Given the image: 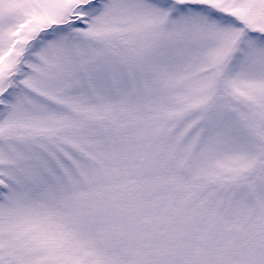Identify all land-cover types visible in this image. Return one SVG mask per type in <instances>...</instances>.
Wrapping results in <instances>:
<instances>
[{
    "label": "snow or ice",
    "instance_id": "6c2138e0",
    "mask_svg": "<svg viewBox=\"0 0 264 264\" xmlns=\"http://www.w3.org/2000/svg\"><path fill=\"white\" fill-rule=\"evenodd\" d=\"M0 264H264V0H0Z\"/></svg>",
    "mask_w": 264,
    "mask_h": 264
}]
</instances>
